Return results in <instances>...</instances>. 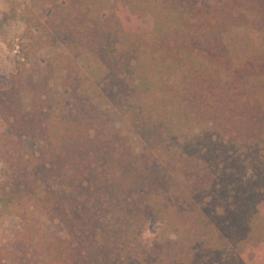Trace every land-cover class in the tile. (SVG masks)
I'll list each match as a JSON object with an SVG mask.
<instances>
[{
  "label": "trees",
  "instance_id": "obj_1",
  "mask_svg": "<svg viewBox=\"0 0 264 264\" xmlns=\"http://www.w3.org/2000/svg\"><path fill=\"white\" fill-rule=\"evenodd\" d=\"M34 1L48 7L32 23L42 45L65 52L1 94L0 207L21 224L17 263L264 264V0ZM247 24L256 32L233 34ZM84 51L108 65L125 132L76 88L55 101L53 72L78 81ZM43 216L71 219L75 241L45 235ZM152 217L175 225V247L133 259L134 226Z\"/></svg>",
  "mask_w": 264,
  "mask_h": 264
},
{
  "label": "rangeland",
  "instance_id": "obj_2",
  "mask_svg": "<svg viewBox=\"0 0 264 264\" xmlns=\"http://www.w3.org/2000/svg\"><path fill=\"white\" fill-rule=\"evenodd\" d=\"M105 1H100L101 6L105 5L111 8L113 1ZM97 5V3H94L95 7ZM47 8V6L41 8L40 3L34 0H0V100L4 99L1 94L7 89L11 74L18 73L21 80H23V84L35 83L46 75L43 67L45 62L52 61L56 54L65 52L62 47L42 45L44 40L42 28L32 25L37 17L43 23L48 21ZM128 22L135 27L137 32L149 31L153 24V20L149 16H132ZM235 29L236 31L233 34L250 35L256 32V27L249 24L246 26L241 25V27ZM262 32L264 31H261V34ZM66 52L72 54L70 50H66ZM57 64L58 62H53L54 67ZM75 64L80 79L73 82V85L64 84L65 70L60 68L53 70L54 78L49 81V85L52 88L55 101L61 107H64L66 102L69 101V95L65 94L64 91L76 88L78 92L88 97L94 108H98L100 112H104L108 116L109 124L114 126L115 130L121 129L125 132L127 130L125 119L108 101V94L111 93L110 90L116 81L103 83L109 72L108 65L98 56L88 51H84L78 56L75 59ZM72 71L75 72V69ZM115 72L118 74L117 69H115ZM27 96L24 103L28 102ZM5 130H7L6 122L0 121V132H5ZM130 135L135 149H140L141 143L137 136ZM25 141L28 147L34 143L32 138H27ZM3 166L0 161V184L5 180L2 173ZM41 219L45 235H52L71 242L75 241V229L72 226L71 219L58 221L45 216ZM134 227L136 240L130 241L132 245L130 244L128 250L131 251V258L141 259L146 254H160L165 257L174 249V240L179 231L172 223L164 224L152 217L146 223H142V225L137 223ZM20 228L21 224L18 219L6 213L0 207V264H18L17 258L21 255L14 247L16 240H14L11 230Z\"/></svg>",
  "mask_w": 264,
  "mask_h": 264
}]
</instances>
